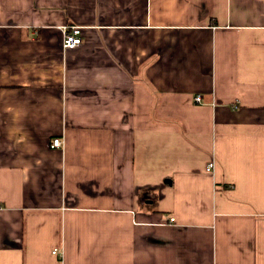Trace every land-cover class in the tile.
<instances>
[{
    "label": "crops",
    "instance_id": "crops-1",
    "mask_svg": "<svg viewBox=\"0 0 264 264\" xmlns=\"http://www.w3.org/2000/svg\"><path fill=\"white\" fill-rule=\"evenodd\" d=\"M0 264H264V0H0Z\"/></svg>",
    "mask_w": 264,
    "mask_h": 264
},
{
    "label": "built area",
    "instance_id": "built-area-1",
    "mask_svg": "<svg viewBox=\"0 0 264 264\" xmlns=\"http://www.w3.org/2000/svg\"><path fill=\"white\" fill-rule=\"evenodd\" d=\"M81 34H82L81 27L79 26H73L68 29H65L64 38H63V46L65 47V49H71V48L80 46L83 42ZM196 101L201 102L202 97L198 95L196 97ZM63 144H64V140L62 138L53 139V142H52L53 147H61L63 146ZM214 166H215V163L210 162L207 166V170L208 171L212 170ZM170 220L173 222L175 221V218L172 217ZM53 252L58 253V249H55Z\"/></svg>",
    "mask_w": 264,
    "mask_h": 264
},
{
    "label": "trees",
    "instance_id": "trees-1",
    "mask_svg": "<svg viewBox=\"0 0 264 264\" xmlns=\"http://www.w3.org/2000/svg\"><path fill=\"white\" fill-rule=\"evenodd\" d=\"M143 198H144V197H142V192H141V195H140L139 199H141V200H142Z\"/></svg>",
    "mask_w": 264,
    "mask_h": 264
}]
</instances>
